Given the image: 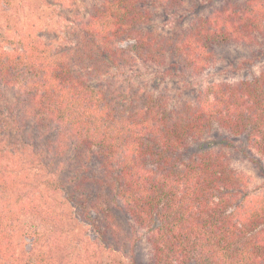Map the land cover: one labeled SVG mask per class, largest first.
I'll list each match as a JSON object with an SVG mask.
<instances>
[{"label":"trees","instance_id":"obj_1","mask_svg":"<svg viewBox=\"0 0 264 264\" xmlns=\"http://www.w3.org/2000/svg\"><path fill=\"white\" fill-rule=\"evenodd\" d=\"M180 5L182 0H99L64 49L0 30V84L14 89L12 114L17 110L51 132L49 146L57 155L74 153L79 168L68 180L80 215L117 245L134 246L145 229L150 264H264V192H247L248 178L223 150L193 148L217 127L245 134L264 158V67L251 79L208 83L192 100L174 104L165 90L154 94L109 76L138 60L162 65L172 59L175 76L195 80L215 61L218 47L253 46L264 34V0H226L169 35L149 26L150 7L175 11ZM12 121L20 123L13 115ZM4 137L0 264H72L59 243L45 245L40 226L28 222L23 229L30 248L17 252L14 222L21 216L61 227L42 195L19 206L11 200L19 181ZM48 183L63 187L55 179ZM114 205L129 222L119 220ZM89 261L84 256L73 264Z\"/></svg>","mask_w":264,"mask_h":264},{"label":"rangeland","instance_id":"obj_2","mask_svg":"<svg viewBox=\"0 0 264 264\" xmlns=\"http://www.w3.org/2000/svg\"><path fill=\"white\" fill-rule=\"evenodd\" d=\"M98 1L0 0V30L15 40L37 37L56 49H64L74 43L77 22L86 18L92 5ZM225 2L182 0V5L175 11L150 7L153 16L149 26L161 34L169 35L187 27L195 17L205 15L214 6ZM257 38L259 43L253 46L230 44L218 47L215 61L195 80H183L175 76L172 59L162 65L138 60L133 67L113 70L109 76L115 77L117 83L140 87L142 91L157 94L165 90L172 104L182 99L192 100L197 90L208 83L251 79L257 75L264 67V34ZM127 43L123 42L122 45ZM99 83L104 87L107 84L104 80ZM14 93L13 88L0 84V136H6V153L16 158L10 170L19 181L20 189L14 191L11 200L19 206L25 198L42 195L44 207L52 213V218H59L61 227L54 229L53 220L42 224L35 217L21 216L14 222L16 230L13 239L17 242V252L24 253L30 248L31 238L23 229V225L28 222L40 226L41 239L45 245L59 243L62 254L68 260L72 258V264L84 256L90 258L88 264H150L151 247L145 229H139L134 246L131 247L129 243L119 246L109 235L104 236L94 225L82 219L78 197L68 180L79 168L75 164L74 153L57 155L49 146L51 132L39 128L31 120H25L17 110L12 114L10 109L14 105ZM12 115L20 123L15 125ZM193 148L223 150L231 166L248 178L247 192H264V158L249 146L245 134L236 136L216 127ZM31 162H34L33 165ZM90 166L93 172H98L97 164L90 163ZM90 169L87 172H91ZM50 179L60 182L63 186L61 190L53 189L48 183ZM113 211L123 223L129 222L118 206L114 205ZM91 216L95 217L94 213Z\"/></svg>","mask_w":264,"mask_h":264}]
</instances>
